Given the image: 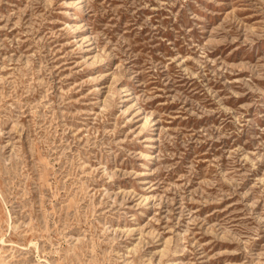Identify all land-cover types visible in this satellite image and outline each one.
Masks as SVG:
<instances>
[{"label":"rangeland","instance_id":"obj_1","mask_svg":"<svg viewBox=\"0 0 264 264\" xmlns=\"http://www.w3.org/2000/svg\"><path fill=\"white\" fill-rule=\"evenodd\" d=\"M0 264H264V0H0Z\"/></svg>","mask_w":264,"mask_h":264}]
</instances>
